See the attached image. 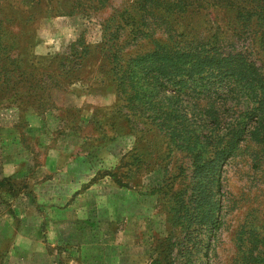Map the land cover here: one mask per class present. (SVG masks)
Wrapping results in <instances>:
<instances>
[{
	"label": "rangeland",
	"instance_id": "374dc122",
	"mask_svg": "<svg viewBox=\"0 0 264 264\" xmlns=\"http://www.w3.org/2000/svg\"><path fill=\"white\" fill-rule=\"evenodd\" d=\"M0 11V264H264V0Z\"/></svg>",
	"mask_w": 264,
	"mask_h": 264
},
{
	"label": "crops",
	"instance_id": "0c3cea01",
	"mask_svg": "<svg viewBox=\"0 0 264 264\" xmlns=\"http://www.w3.org/2000/svg\"><path fill=\"white\" fill-rule=\"evenodd\" d=\"M57 182H58V180L56 179V178H50V179H48V180H46L45 182H43V183H41L40 184V186H49L50 184H52V185H56L57 184ZM76 182H77V186H76V191H75V193L73 194L74 196H78V195H83V193H84V195L86 194V193H88L89 191H91L93 188H94V184L93 185H90L89 186V188H87V190L85 191V192H83V193H81V194H78L79 193V191H83V190H85L84 188L87 186L86 185V183L85 182H83V181H81V180H76ZM54 194H55V192H54ZM59 194V193H58ZM87 195V194H86ZM55 197H52V198H47L48 200H51L53 203H56V207H53L52 206V208H50L49 210V215H50V218H49V223H51V224H54V225H56V227H60V225L62 224V221L67 217V214H68V209L66 208V209H63L66 205H68V203L67 202H69V199H66L65 200V203H64V205L61 203V204H59V199H60V197L57 195V194H55L54 195ZM80 197V196H79ZM78 197V198H79ZM78 198H75V200L73 201L72 200V204H71V207L72 206H74V203L76 202V200L78 199ZM58 203V204H57ZM70 207V206H69ZM52 216H54V220L53 219H51V217ZM90 217H92V215L90 214ZM56 220H58V221H56ZM89 229V228H88ZM90 232H91V229H90ZM53 258L54 256H53V254L52 253H50V252H47V254H46V258ZM78 260L79 261H75V263L74 264H91V262H88V258H87V253H86V251L84 252V249H81V250H79L78 251ZM29 259H32V257L30 256L29 257ZM32 261H33V259H32ZM34 262V261H33ZM58 264H60V263H58Z\"/></svg>",
	"mask_w": 264,
	"mask_h": 264
},
{
	"label": "trees",
	"instance_id": "16d2710c",
	"mask_svg": "<svg viewBox=\"0 0 264 264\" xmlns=\"http://www.w3.org/2000/svg\"><path fill=\"white\" fill-rule=\"evenodd\" d=\"M2 14H3V11H0V18L2 17ZM3 16L5 17V15H3ZM6 28H8V27L6 26L5 21H3L1 19V21H0V53L6 52L9 49L7 44L5 45V43L2 41L3 39H5V38H2L3 35H4V37H6V35H7ZM14 73H16V72H14ZM0 82H1V79H0ZM205 248H207V245Z\"/></svg>",
	"mask_w": 264,
	"mask_h": 264
}]
</instances>
